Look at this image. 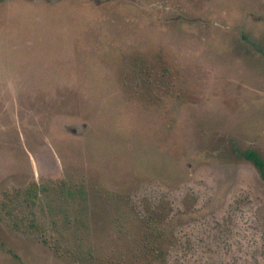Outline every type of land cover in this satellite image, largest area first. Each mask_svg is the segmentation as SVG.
Returning a JSON list of instances; mask_svg holds the SVG:
<instances>
[{
    "label": "rangeland",
    "instance_id": "rangeland-1",
    "mask_svg": "<svg viewBox=\"0 0 264 264\" xmlns=\"http://www.w3.org/2000/svg\"><path fill=\"white\" fill-rule=\"evenodd\" d=\"M264 0H0V264H264Z\"/></svg>",
    "mask_w": 264,
    "mask_h": 264
},
{
    "label": "trees",
    "instance_id": "trees-1",
    "mask_svg": "<svg viewBox=\"0 0 264 264\" xmlns=\"http://www.w3.org/2000/svg\"><path fill=\"white\" fill-rule=\"evenodd\" d=\"M242 158L250 162L256 169L260 178L264 180V159L253 150H246L243 153Z\"/></svg>",
    "mask_w": 264,
    "mask_h": 264
}]
</instances>
